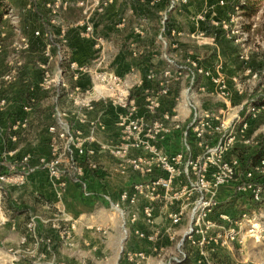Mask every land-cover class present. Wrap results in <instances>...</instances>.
Masks as SVG:
<instances>
[{
	"label": "crops",
	"instance_id": "obj_1",
	"mask_svg": "<svg viewBox=\"0 0 264 264\" xmlns=\"http://www.w3.org/2000/svg\"><path fill=\"white\" fill-rule=\"evenodd\" d=\"M86 1V9L71 7L63 11L61 14L67 20L59 18V24L48 19L33 25L43 34H52L56 41L61 30L65 29L66 52L70 60L86 68V72L75 79L69 66L57 59V49L49 46L46 37H35L33 33L36 31L31 33L29 42L40 41L44 45L38 50L30 44L29 49L24 50L32 59L20 68L19 73L12 71L16 74L9 81L6 77L12 73L4 75L6 71L0 68V85H4L0 86V96L4 89L10 90L7 99L0 98L6 101V106L0 107V151L8 152L10 159L6 165L10 169L8 182L4 184L9 201L5 205L6 199L3 198L0 211V225L3 227L0 229L3 237L0 246L2 244L8 250L7 264H126L116 252L124 241L120 239L122 221L104 198L110 196L117 200L124 189L142 181L128 168L123 173L109 153V148L120 141L119 123L126 115L121 102L136 107L137 116L149 124L152 122L148 110L150 96L159 103L157 115L172 112L183 126L191 118L187 97L194 98L201 110L207 109L204 103L208 100L203 98L206 95L198 92L200 82L197 79L195 92L190 93L194 86L186 74L178 83L172 82L169 95L159 97L162 85L169 80L164 75L170 68L168 59L176 61L178 55L181 61L188 62L194 54L192 48L196 47L192 46L191 39L204 36L207 24L195 21L198 15L189 6L169 10L167 4H152L150 0ZM95 1L109 5L101 13ZM82 10L83 13L88 10L94 37L103 40L101 50L96 49L95 39L80 35L82 29L76 24L85 17ZM165 15L167 20L164 22ZM190 19L197 25L192 27ZM210 23L214 24L213 21ZM141 27L143 34L137 32ZM60 70L64 71L63 86L52 83L46 87L45 72L56 78ZM151 75L154 79H150ZM114 77L121 79L117 88L111 82ZM23 93L25 95L21 96ZM57 112L63 114L85 147L94 151L92 161L98 166L97 170L91 169L90 161L79 158L77 167L80 173L67 167L65 175L54 180L45 170L28 173L20 165L26 155L32 156L31 165L34 166L40 157L50 156L55 146L63 147L64 143L56 140L58 132L51 130L57 126ZM3 121L8 124H1ZM161 148L168 154L181 152V133L173 132ZM181 183L177 182L175 190ZM236 185L223 187L217 201L220 204L233 201L237 192L232 189ZM85 191L90 195L86 196ZM180 204L182 209L188 210L187 201L174 206L165 202L164 207H157L156 212L163 210L165 213ZM139 209L137 207L134 211L139 212ZM36 210L39 214L35 216V232L29 237V221L24 217H33ZM138 228L152 233L154 226L147 225L142 218L136 225L129 224V237L125 238L121 249L150 253L149 243L134 235ZM65 231L69 232L66 240L62 239ZM24 237H28V242L22 245Z\"/></svg>",
	"mask_w": 264,
	"mask_h": 264
},
{
	"label": "built area",
	"instance_id": "obj_2",
	"mask_svg": "<svg viewBox=\"0 0 264 264\" xmlns=\"http://www.w3.org/2000/svg\"><path fill=\"white\" fill-rule=\"evenodd\" d=\"M152 4L162 3L164 0H150ZM169 10H175L179 6H186L190 0H168ZM97 10L104 12L109 5L107 2L101 3L95 1ZM86 0H53L47 4L53 15L52 23L59 24V16L63 11L69 10L71 7L81 9L87 8ZM219 5L224 6L225 1L219 0ZM239 9V7H237ZM9 14V11L7 13ZM84 18L78 22L76 26L81 28L80 35L85 39H95L96 49L101 50L103 40L94 37V26L88 15V10L84 11ZM204 14L197 17L198 21H204ZM164 22L167 16H164ZM143 27L137 32L143 34ZM58 41L50 33L36 31L35 37H46L57 49V59L69 66L70 70L75 73V79L82 73L86 72V68L79 67L75 62L71 61V57L66 52V44H68L67 31L61 30ZM60 42V43H59ZM53 43V44H52ZM29 47L25 45V49ZM49 56V55H48ZM50 58V57H49ZM195 63V62H194ZM188 60V67L177 66L175 61L168 59L169 70L164 74L169 80L165 82L160 91L159 97L167 96L170 93L172 82L178 83L180 78L186 73L188 76H199L203 79H209L215 87L225 93L227 84L224 79L219 76H213L207 70L196 66ZM195 67L196 69H194ZM175 72L173 73V69ZM195 71V72H193ZM64 71H58L56 78H52L49 72L44 74V85L49 87L52 83L63 86ZM16 72H12V76H7V80H11ZM104 81V78H101ZM150 79H154L151 75ZM113 86L117 88L121 83V79L114 77L111 79ZM112 91H115L112 88ZM198 92H205L203 84L198 85ZM190 93H194L192 88ZM148 110L152 114V122L146 123L137 116V110L134 106H129L125 102H121L126 109V115L121 118L119 127L121 129L120 141L117 145L109 148L110 156L119 163L122 172L128 168L138 174L142 181L137 182L127 189H124L117 200H113L110 196H104L105 200L110 204L111 209L116 212L122 221V228L125 238L129 237L128 226L136 225L141 218L149 226H154L156 221V209L160 204L169 202L170 206L175 203L187 201L188 210L180 207L171 209L169 219L172 224L178 226L181 224L184 215L189 213V227L187 234L191 236L195 233H207L214 227L213 218L218 217L221 220H227L228 215L218 210L221 205L217 201L218 194L223 187L235 183L237 180L240 162L237 158L227 160V154L233 148V137H225V122L221 114H211L200 109L194 101V98L187 97V107L191 111V118L186 126L178 121L172 112H165L157 115L159 103L150 96L148 98ZM6 106L5 100H0V107ZM255 111V108L253 109ZM57 126L52 128L53 132H58L57 141L63 142V147L55 146L50 156L40 157L37 165H31L32 156L26 155L19 162L23 169L32 173L36 170H45L54 180H60L66 173L67 167L70 170L80 173L77 167L78 159L83 158L90 161V167L97 170L98 166L92 159L95 156L94 151L88 150L83 141L79 139L77 132L75 133L69 124L63 118V114L57 112ZM247 129L248 123L241 124ZM173 132H180L182 138V151L174 154H168L163 151L161 144ZM67 163V165H65ZM4 167L3 160L0 155V170ZM257 178H264V156L260 158L255 165L251 166L244 174L243 179L244 191L252 192V203H261L263 200V187L256 183ZM181 181L180 188L175 190L176 184ZM8 182V177L0 174V211L3 201L2 185ZM264 185V184H263ZM241 191V188H238ZM88 196V192L85 191ZM139 207V212L134 211ZM251 212H245L239 216L247 220L252 227V221H256L254 217H250ZM249 218V219H248ZM254 218V219H253ZM253 219V220H251ZM36 219H31L28 224L32 236L36 228ZM258 226V225H257ZM73 228V226H71ZM233 234V233H231ZM134 235L140 241L153 243L156 235L148 233L142 229H135ZM230 236V235H229ZM261 237V235L259 234ZM231 240L235 241L236 234L231 235ZM69 232L62 233V239H68ZM28 239L24 237L21 244L25 245ZM125 260L129 264H144L147 260L145 252L122 250ZM186 259V258H185ZM47 264H62L49 262Z\"/></svg>",
	"mask_w": 264,
	"mask_h": 264
},
{
	"label": "rangeland",
	"instance_id": "obj_3",
	"mask_svg": "<svg viewBox=\"0 0 264 264\" xmlns=\"http://www.w3.org/2000/svg\"><path fill=\"white\" fill-rule=\"evenodd\" d=\"M52 1L0 0V17L2 16L0 21V68L6 71L4 75L12 73V71L19 73L20 68H23L32 59L28 57V53L24 52L25 45L28 44L30 47V44L33 43L29 42L31 33L38 29L33 25L39 23V20L44 22V20L53 19L51 9L47 7V4ZM224 1L225 5L221 6L219 0H190L186 6H189L192 12L198 16L203 13L204 21H198L196 16L194 20L207 24L204 27L203 37L191 39L192 46L196 47L192 48L194 54L191 56L190 62H195L196 66L209 71L213 76L224 79L227 89L225 93H221L209 79H203L196 76L197 74L189 75V77L193 82V92H195V86L198 83L197 79L199 84L202 83L205 87L203 94L206 96L203 98L208 101L204 103L207 105V109L204 111L216 115L221 114L225 122L224 136L234 139L233 148L227 154L226 159L237 158L232 155L233 149L237 148L243 154L241 158L247 161L264 141V0L252 3L254 12H251L252 10L242 11L240 7L237 9L240 0ZM242 3L244 2L242 1ZM193 8L195 9L193 10ZM7 11L10 15L6 14ZM75 16L73 17L75 18ZM59 17L66 19L63 14ZM193 21L190 19L192 27L197 25ZM211 21L214 24L210 23ZM49 44L51 45V43ZM65 46L67 47L68 44ZM175 59L177 66L188 67V62L181 61L178 55ZM255 102H257L258 108L254 111L253 104ZM248 117L251 119L247 129H244L241 124ZM1 124H8V122L3 121ZM0 155L4 163L0 174L8 176L7 173L10 171L6 166L10 160L8 152L0 151ZM242 159L237 158L239 162ZM246 171L240 165L237 180L233 183L237 185L232 189L237 192V195L224 207L228 219L224 221L218 217L213 218L214 227L207 233L198 232L192 236L187 234L189 211L178 226L173 225L169 219L170 209H167L165 213L163 210H159L158 214L156 212L157 222L152 233L157 237L153 243L148 242L151 250L146 254L147 260L144 264H182L181 262L187 257L193 261V264H264V204L254 205L256 203H252V192L244 191L246 183L243 174ZM256 183H259L264 191V178H257ZM238 188L242 190L239 191ZM6 192L5 185H2L1 193L6 199L5 205L9 201L8 192L6 195L4 194ZM262 197L264 200V193ZM228 204L229 206H227ZM158 207L162 209L164 203ZM241 207L250 210V217L256 219V221H252L253 226L256 225L255 228L238 215V208ZM36 214H39L37 210L33 217L28 215L24 217L29 221L27 224L31 223V219H35ZM1 226L0 229H3ZM234 234L238 238L235 241L230 237ZM7 235L8 233L5 231V236ZM29 237H32L31 233ZM26 238L28 239V237ZM121 238L124 241L118 245L116 252L119 253L120 259L126 263L121 249L125 243L123 229ZM2 241L3 237L0 235V243ZM7 253L8 250L1 244L0 258L3 259L1 264L8 263Z\"/></svg>",
	"mask_w": 264,
	"mask_h": 264
},
{
	"label": "trees",
	"instance_id": "obj_4",
	"mask_svg": "<svg viewBox=\"0 0 264 264\" xmlns=\"http://www.w3.org/2000/svg\"><path fill=\"white\" fill-rule=\"evenodd\" d=\"M242 1L244 2V3H242ZM260 1H262V0H240V2H239V6L238 7H240L241 8V10L242 11H251V12H254L253 10H254V4H252V3H254V2H260ZM163 3H165V4H167L168 6H169V2H168V0H164L163 2H162V4ZM161 4V3H160ZM8 13V11L6 12V14ZM252 15H254V14H252ZM2 17V16H1ZM1 17H0V21H1ZM78 17V16H77ZM170 28L171 27H173L172 25L171 26H169ZM32 47L33 48H35V49H41L42 47H43V42H33L32 44ZM63 65H66V64H63ZM10 92H9V90H4L3 91V93H1V96H0V98H8L7 97V95H10L9 94ZM23 95H25L24 93L21 95V96H23ZM254 108L255 109H257L258 108V105H257V102H255L254 104ZM250 117H248L246 120H245V122L244 123H249L250 122ZM5 133L7 134V132L5 131ZM3 136L5 137V134L3 133ZM262 145L260 146V148H257V150H256V152L254 153H252L251 154V156H250V159L249 160H245V159H242L241 157L243 156V154H242V152H240L237 148H235V149H233L234 150V153H232V155H234V156H237V158L239 159V160H241L242 159V161L240 162V164H241V166H242V168H243V170H248L251 166H253V165H255L256 164V162L260 159V158H262L263 156H264V150H263V148H264V141H262V143H261ZM254 154V155H253ZM236 158V157H235ZM226 203H228V202H226ZM226 203H223V204H221L220 206H219V208H218V210L220 211V212H223V213H227V212H225L224 211V207H225V205H226ZM262 205V204H264V200L261 202V203H256V204H254V205ZM227 206H229V204L227 205ZM245 212H250V210L249 209H247V208H243V207H241V208H238V211H237V213H238V215H241V214H243V213H245ZM125 259V258H124ZM126 261V260H125ZM126 263L127 264H129L127 261H126ZM182 264H193V261L189 258V257H187L186 259H184V261H182L181 262Z\"/></svg>",
	"mask_w": 264,
	"mask_h": 264
}]
</instances>
